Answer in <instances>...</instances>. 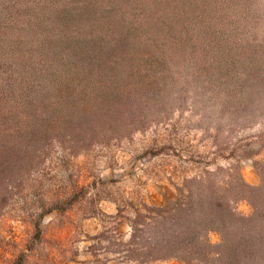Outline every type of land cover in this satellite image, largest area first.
I'll list each match as a JSON object with an SVG mask.
<instances>
[{
	"label": "rangeland",
	"instance_id": "obj_1",
	"mask_svg": "<svg viewBox=\"0 0 264 264\" xmlns=\"http://www.w3.org/2000/svg\"><path fill=\"white\" fill-rule=\"evenodd\" d=\"M69 1L0 0V40L32 23L43 6ZM109 7L119 8L109 20L115 30L135 29L147 45L158 40L162 61L145 57L152 59L143 72L147 92L129 98L105 136L75 151L49 146L42 168L49 166L56 189L74 192L44 216L29 264H136L126 258L127 243L132 218L146 206L198 193L192 179L262 183L264 0H112ZM232 187L237 210L249 214L243 190ZM15 208L17 218L25 216L22 201ZM8 223L26 237L20 220Z\"/></svg>",
	"mask_w": 264,
	"mask_h": 264
},
{
	"label": "trees",
	"instance_id": "obj_2",
	"mask_svg": "<svg viewBox=\"0 0 264 264\" xmlns=\"http://www.w3.org/2000/svg\"><path fill=\"white\" fill-rule=\"evenodd\" d=\"M107 1L45 5L32 23L0 40V264H29L44 216L61 210L74 192L56 189L49 166L42 168L49 146L59 142L62 151H75L105 136L125 115L129 98L147 92L143 72L152 59L145 57L162 61L158 40L147 45L133 35L135 29L115 30L109 20L119 8ZM115 32L116 40L108 38ZM238 180L218 186L192 179L198 193L146 206L145 214L131 220L126 258L136 264H264V176L257 187ZM235 184L251 206L249 214L234 205ZM19 201L25 211L20 219L13 212ZM9 220L26 225L25 238Z\"/></svg>",
	"mask_w": 264,
	"mask_h": 264
}]
</instances>
